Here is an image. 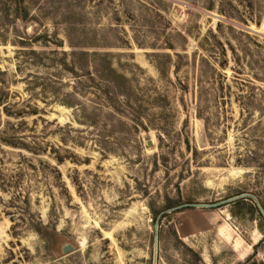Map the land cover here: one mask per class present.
<instances>
[{"label":"rangeland","instance_id":"1","mask_svg":"<svg viewBox=\"0 0 264 264\" xmlns=\"http://www.w3.org/2000/svg\"><path fill=\"white\" fill-rule=\"evenodd\" d=\"M258 204L264 0H0V264H264Z\"/></svg>","mask_w":264,"mask_h":264},{"label":"water","instance_id":"2","mask_svg":"<svg viewBox=\"0 0 264 264\" xmlns=\"http://www.w3.org/2000/svg\"><path fill=\"white\" fill-rule=\"evenodd\" d=\"M245 195L246 194H241V195H238V196H236V197H234L232 199H237V198L243 197ZM183 206H186V205L176 206V207H174L172 209L176 210V209H179V208H181ZM195 206H198V207H212L214 205H212V204H195ZM258 207H259V210H260L262 216L264 217V209L260 206V204H258ZM155 231H157V220H156V223H155ZM156 239H157V235L155 234V236H154V249H153V264H156ZM71 249H72L71 245L63 246V251L64 252H68Z\"/></svg>","mask_w":264,"mask_h":264}]
</instances>
